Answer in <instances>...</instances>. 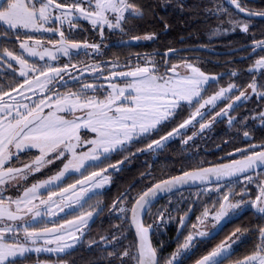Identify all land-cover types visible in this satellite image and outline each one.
Masks as SVG:
<instances>
[{
  "label": "snow or ice",
  "instance_id": "6c2138e0",
  "mask_svg": "<svg viewBox=\"0 0 264 264\" xmlns=\"http://www.w3.org/2000/svg\"><path fill=\"white\" fill-rule=\"evenodd\" d=\"M227 2L245 17L241 20L230 16L227 22L231 25L232 31L239 28L247 33L250 27L246 22L247 18L264 17V11L247 9L242 6V0H227ZM209 11L214 14L229 15L222 5ZM144 14V7L133 0H71L70 3H62L58 0H0V29H3L0 31V42L10 40L12 38L10 34L14 33L21 50L20 54H15L0 44L2 47L0 64L6 63L7 68L12 69L11 61H15L19 65V77L23 78L22 83L8 85L7 91L3 85H0V190L5 185H11L12 182H26L29 176L41 172L56 161L62 163V168L58 172L24 188L16 199L5 200L0 197V264H17L18 260L26 259L32 253L59 254L73 249L84 236L89 222L104 210L100 200L89 204L87 209H84L81 202L87 203L85 198L90 192L109 185L111 173H118L122 166L137 154L162 150L168 141L194 123H199L200 133L211 128L220 117H227L228 123L232 124L236 118L229 116V112L234 111L239 102L249 99V93L240 91L231 103L215 112L210 120L201 122L209 115V108L214 109L219 101L228 98V94L239 90L240 86L229 83L227 87L220 88L205 99L203 95L206 91L205 86L215 81L216 76L206 74L186 60L181 64L169 66L167 59L157 61L145 54L143 57L137 55L136 65L126 71H119V64L113 62L108 68L109 74L102 77L108 81L107 89L103 92H101L104 89L103 84L83 83L76 91L61 93L55 90L57 82L64 81L66 74L70 76L69 69L74 70L77 65L53 66L47 62L40 65L30 62L25 56L26 54L27 57H38L42 61L47 57L48 60L55 61L60 55L66 57L72 56L73 53L79 55L81 50L86 55L89 49L93 53L100 54L101 43L71 39L65 35L64 25L67 24L71 30L76 27L74 21L83 18L91 23L93 29H99L102 41L105 27L123 32L129 18H142ZM50 23L58 26L46 27ZM21 29L52 32L59 38L55 41L49 40L47 43L51 47H45L41 40L29 35L28 31L24 33L26 39L19 40ZM219 30L217 28L214 31ZM154 38V33L143 37H132L135 41ZM251 47V54H255L257 50L264 51V39L254 41ZM175 52V49L170 48L164 56L168 57ZM103 63L86 65L84 71L90 70L99 79ZM161 66L164 67L163 73L160 72ZM181 68L186 71L181 73ZM261 69H264V56L256 59L248 72H259ZM232 75L236 76L237 73L234 71ZM260 75L264 76V72ZM70 78L75 79L71 76ZM117 80H122L123 84L114 82ZM247 88L251 89V94L264 99V82L254 78ZM17 96L20 99H17ZM32 96L37 98L33 100ZM184 104L195 107L188 118L158 139H150L164 124L175 119ZM257 118L264 125V111L252 117V119ZM247 120L248 117H245L244 122L246 123ZM81 130L90 131L92 137L82 139ZM195 135L197 133L194 132L183 143L187 144ZM243 135L250 137L247 131ZM142 139H150V142L143 148H137L135 152L130 151L131 146ZM85 147L86 150H81ZM256 148L260 150L255 151ZM32 149H37L39 152L34 159L28 163L21 162L20 167L11 166V162L18 160L21 153ZM126 151L128 155L123 156L121 160L108 163L112 154ZM235 153L240 154L239 159H231L228 163L211 167L183 171L178 176L153 183L151 187L131 197L135 203L130 209L122 206L129 201L130 191L121 193L117 200L113 201L110 211L131 212V223L135 226L138 242L134 248L130 245L122 253L115 250L107 253V258H119L121 264L128 262L160 264L157 249L152 246L149 233L172 217L170 212L161 209L157 213L158 221L145 226L141 217L148 213L153 198L160 193H172L173 189H178L179 186L189 182L210 181L211 177L216 178L217 187L209 191H222L218 181L238 174H244L245 181L251 183L253 177L247 173L264 166V144H253L245 149H236ZM235 153L228 155L232 156ZM89 162H93L97 170L88 171L85 175L81 170L87 171ZM73 172H80L81 178L60 187L59 183L66 175ZM259 188V195L251 201L243 199L246 194L244 191L235 193L230 189L228 194L223 195L222 202H219V210L210 212L205 208L202 218H197L198 223L202 224L209 217L219 223L247 205L264 215V181L260 182ZM41 190L47 193L46 198ZM236 195H239L240 199L232 203L230 196ZM74 205L80 206L81 211L72 219L52 222L51 226L37 227L32 223L38 217L58 216L66 209H72ZM186 220L187 213L179 217L178 231L186 226ZM116 228L118 232L119 226ZM193 228L196 229V225H193ZM258 232L260 243L255 246V250L236 260L234 264H264V226L259 227ZM9 235L13 237L11 242L8 239ZM208 235L209 233L202 230L189 233L165 264H180L177 258L182 253L187 254L198 237ZM242 235L241 229L237 228L226 237L225 241L197 259L195 264H223L224 259L231 255L233 244L238 242ZM120 239L121 236L116 234H113L110 240L102 236L99 242L94 240L90 245L106 243L113 245L115 249Z\"/></svg>",
  "mask_w": 264,
  "mask_h": 264
},
{
  "label": "trees",
  "instance_id": "16d2710c",
  "mask_svg": "<svg viewBox=\"0 0 264 264\" xmlns=\"http://www.w3.org/2000/svg\"><path fill=\"white\" fill-rule=\"evenodd\" d=\"M133 2L144 7V16L142 18H129L127 25H125L128 35L117 37L116 34L114 44L109 53L106 49L103 55L104 58L111 57L113 62H117L120 66L119 71L135 66L138 62L137 54L142 51L158 61V58L161 56L164 58L165 56L151 51H165L170 48L196 44L227 50L264 39V19L247 18L246 22L250 25L247 33L238 28L235 31H224V27L227 29L230 25L227 22L230 16L233 19L241 20H244L245 17L226 5L223 0H133ZM218 5H222L229 15L214 14L209 11L215 9ZM242 5L253 11H264V0H242ZM217 28L220 30L214 31ZM2 30L0 29V31ZM153 33L155 38L152 40L130 42L134 36L141 37ZM125 39L128 40L127 43L124 42ZM1 44L2 46L10 45L6 41H2ZM15 46L17 47L16 44L13 45V47ZM193 52L196 55L188 57V60L194 62L201 71L217 76V79L210 82L206 88L203 94L204 97L214 94L220 88L228 86L229 83L240 86L239 90H235L233 93L235 94L245 90L254 78L264 82V76L260 75L264 71L248 72L255 60L260 56H264V51L259 50L251 56H246L250 53L249 48L222 55L205 51ZM140 56L142 57V55ZM234 71L237 73L236 76L232 75ZM227 102L228 99L221 102L218 109ZM192 109L194 110L195 107H190L188 104L182 105L175 119L164 124L150 139H158L159 136L165 135L172 128L177 127L179 123L188 118L192 113ZM262 111H264V99L251 94L249 99L240 102L234 111L229 112V116L236 118L232 124L228 123L227 117H220L211 128L194 136L192 140L185 144L183 141L188 136H192V132L199 125V123H194L192 126L182 130L180 135L174 136L168 141L162 150L137 154L133 159L125 163L118 173H114L109 187L93 197L96 201H102L101 207L104 210L86 232V240H91L96 230L103 236L116 229L115 226H119V228L127 227L129 233L127 232V235L122 236V240H128L129 244L134 248L136 238L129 226V211L122 214L110 211L113 201H116L121 193L130 191L129 201L125 202L128 206L127 209H130L134 203L131 197H135L138 193L151 187L155 182L176 176L183 171L214 164L226 152L239 148L245 149L253 144H264V125L258 118L252 119V117L257 116ZM245 117H248L246 123L244 122ZM245 131L250 133V137H244L243 133ZM150 139L140 140L131 146L130 151L135 152L137 148H143L150 142ZM218 145H221L220 150L217 149ZM125 155H128L127 151L114 153L111 158L116 162ZM142 174L144 175L142 176ZM173 195L164 197L149 209L144 221L146 226L158 221L157 213L161 209L170 212L172 219L167 221L173 222L174 218L180 217L181 213H178L177 203L173 199ZM243 222H256V220L252 215H249L248 218L243 219ZM257 222L264 223V215H260ZM162 229L160 226L153 231L152 240L154 243L158 239H162L165 242L173 238L175 229L170 231L169 234L166 232L164 236H161L160 231ZM165 244L169 243L166 242ZM79 250L82 260L80 264H90L91 247H88L87 243H85ZM67 258L70 259V264H76L74 252L68 254ZM24 261L18 260L17 264H21Z\"/></svg>",
  "mask_w": 264,
  "mask_h": 264
},
{
  "label": "flooded vegetation",
  "instance_id": "af4514ba",
  "mask_svg": "<svg viewBox=\"0 0 264 264\" xmlns=\"http://www.w3.org/2000/svg\"><path fill=\"white\" fill-rule=\"evenodd\" d=\"M58 2L70 3L71 0H58ZM74 23L76 27L71 30H69V27L67 24L64 25L65 35L76 41L87 40L88 43H101L102 47H101L100 54L93 53L89 49L87 55L85 54L83 50H81L79 55H76L75 53H73V55L70 57L60 55L59 58L55 61L48 60L47 57L43 61L39 60L38 57H27V59H29L30 62H36L40 65L45 64V62L50 63L53 66H62L64 64L77 65L76 69L74 70L71 68L69 69L70 76L75 77V79L70 78V76L66 74L64 77V81L57 82L56 88H55L56 91H59L61 93H65L68 91H76L83 83H93V84L99 83V84L104 85V89L101 90V92H103L105 89H107L108 81L104 80L102 77L107 76L109 74L108 68L113 63V59L111 57L104 58L103 55L106 49L108 50V53H109V50L112 48L114 44V38L116 34H117V37L128 35V33L125 30L126 26H124L123 32L120 31L119 29H108L107 27H105L104 34H103V40L101 41V37L99 35V29L98 28L93 29L89 21L84 20L83 18H78L74 21ZM57 26L58 25H55L54 23H50L46 25V27H57ZM25 31H28V34L33 36L35 39L41 40L45 47H51V45L47 43L49 40L55 41L56 39L59 38L57 34L52 33V32H45V31L33 32V31L21 29L19 32L20 33L19 40L26 39V36L24 35ZM10 35L12 36V38L6 41L10 45L3 46V47H7L10 51H13L15 54L21 53V50L19 49V41L15 39V34L13 33ZM127 39L124 40L125 43L128 42ZM139 41H146V40L141 39ZM1 43L2 42H0V44ZM12 44L13 45L16 44L17 47L16 46L13 47ZM198 45L206 46L202 44H196V45H188V46H183V47H178V48H171V49H175L176 52L168 57L162 58L161 56L160 58H158V61L167 59L169 61V66L171 64H181L185 60L187 62H192L188 60V57L192 55H196V53H194L193 51H205V50L193 49V47L198 46ZM213 49H216V48H213ZM249 49L251 52L252 48H249ZM216 50L227 51L230 49H227V50L216 49ZM0 51H2V47H0ZM151 52H158L160 55L164 56V53L167 52V50L151 51ZM182 52H186V53H182ZM205 52H209V51H205ZM209 53H212V52H209ZM145 54H148V53L142 51V52H139L137 55H142L143 57ZM212 54H220V53H212ZM222 54H230V53H222ZM248 55L249 54H247L246 56ZM173 60L175 61L173 62ZM100 62H104V63L102 64L101 72L99 73L100 75L99 79L97 78V75L93 74L90 70L84 71V68L86 65L91 66L93 64H97ZM12 65H13V68L8 69L6 63L0 64V85H3V86L5 85V88H6L5 91L9 90L7 88L8 85L12 84L14 86L16 83H22L23 81V78L19 77V73H18L19 65H17L16 63H12ZM13 70H15V72ZM121 71H126V70H121ZM163 71H164V67L161 66L160 72L163 73ZM206 74L216 76L210 73H206ZM114 82L120 83L121 85L123 84L122 80H117ZM208 86L209 85H206L205 88H207ZM248 89L249 88H246L243 91H246L248 93ZM234 92L235 90L230 93V96L228 98L223 99L222 101H219L217 106L214 109L209 108L208 109L209 115L206 116L204 121L202 122H206L207 120H210L211 117L215 115V112H218L220 111L221 108L226 107L228 103H231L234 100L235 96L240 94V92L233 94ZM89 94H91V92ZM13 95H15V93H13ZM26 95H30V93H26ZM37 95H39V93H37ZM208 96H211V94L207 95L204 98L206 99ZM36 98H37L36 96H32L33 100H35ZM7 99L8 98L6 97L5 100ZM17 99H20L19 96H17ZM227 99H228V102L223 107H220L218 109L221 102L227 101ZM8 102H11V101H8ZM194 110L192 109V112ZM45 111H47V109ZM77 114L79 115V113ZM68 118H71V117H68ZM194 132L197 133V135L201 134L199 133V125L195 129ZM194 132H192V135ZM80 134L81 136H84L86 134L88 135L89 133L85 130H81ZM217 149L220 150L221 145H218ZM259 150L260 149L256 151H259ZM229 153H235V150L222 154L217 162L211 165L203 166V167L213 166V165L220 164V163H226V162H229L231 159L240 158L239 153H235L232 156H229L228 155ZM38 154L39 152L37 149H32L31 151L23 152L20 154L18 160H14L11 162V166L20 167L21 162L28 163L32 159H34V157ZM108 163H115V161L111 158L110 161H108ZM61 168H62L61 161H56L53 165L48 166L47 168L43 169L41 172L29 176L26 182L25 181H20L19 183L12 182L11 185H5L3 189L0 190V197L4 198L5 200H7L8 198H11L14 200L23 192L24 188L29 187L31 186V184L36 183L38 181L47 179L48 177L58 172ZM93 170H97V169L94 166L93 162H89L87 171L83 169L81 171L86 175L88 171H93ZM110 173H111V170H110ZM247 175H250L253 177V180L251 183H247L245 181L244 175L227 180V181L218 182L219 186L222 188V191L220 192L209 191V189H215L217 187V183H210V184L202 185L199 187L184 188V189H181V190H178V191H175L169 194V195H173V194L175 195L174 200L177 203L176 207H177L178 213H181L180 217L184 216L185 213H187V215L189 214V219H188L186 226L184 227V229L181 231L179 235H178V229L180 227L179 218H174L173 222L167 221L166 223H163L160 225L163 228L162 231H160L161 236H164L166 232L167 234H169L170 231L175 229L173 238L170 240H167L164 242L162 239H158V241H156L155 243L152 240L153 247L157 249V255H158V259L160 260V264H165V261L174 252L177 251L178 246L184 242L185 237L189 235V233H194L195 231H200V230L209 233V235L205 237H198L194 241L193 247L191 248V250L187 254L182 253L181 256L177 258L180 264H195V261L197 259L201 258L203 255L212 251L222 241H225L226 237L230 236L237 228L241 229V232L243 233L242 238L238 242L233 244L232 249H231V255L228 256V258L224 259L223 264H234L236 260L242 259L244 256L249 255L252 251L255 250V246L260 243L258 228L264 226V223L257 222V219L259 218L261 214L257 213L255 209H253L250 205L240 208L239 210H237L236 214H230L228 217H226L219 223H217L211 217H209L208 219H205L202 224H199L197 220L198 217L202 218V214L205 208H208L210 212L218 211L219 202H222L223 195L228 194L230 189H233L235 193H240L244 191L246 193L243 197L245 201L255 200V198L260 193V188H259L260 182L264 181V167L260 169H255L254 171H252L251 173ZM113 177H114V173H111V182H112ZM80 178H81L80 172H73L70 175H66V177L62 180V182L59 183V186L64 187L69 183H74L77 179H80ZM110 185L111 183L108 185V187ZM41 193L46 198L47 193L44 190H41ZM98 193L99 192H94V193L90 192L88 197L85 198L87 200V203H84L83 201L81 202L83 204L84 209H87L89 204H94L96 202V200H94L93 197ZM239 199H240L239 195L230 196V201L232 203H235ZM124 207L126 209L128 208L126 203L124 204ZM189 209H191V211H189ZM80 211H81L80 206L74 205L72 209H66L65 212L60 213L58 216L38 217L37 220L32 223L35 224V226L37 227L43 226V225L51 226L52 222H63V220L65 219L74 218V216L78 215ZM119 214H122V213H119ZM99 215H95L92 221L89 222V227L86 230V232L91 228V226L93 225V222L98 218ZM130 215H131V212L129 211V226L132 229L131 223H130ZM249 215H252V217L256 220V222L244 223L243 219L248 218ZM193 225H196V229L193 228ZM86 232L84 236L81 238L80 242L76 246H74L73 249L67 251L66 253H59V254L58 253H47V252L32 253L28 255L26 259L29 263L43 261V262L50 263V264H63V263L70 264V259L67 258V255L72 254L74 252L75 257H76V264H80L82 260L80 257L79 249L83 247V244L87 243V246L91 247L92 256H91L90 264H121V261L119 258H116V259L107 258V253H111L114 250L122 253L125 250V248H128L130 246L128 240L126 239L122 240V236H125L129 233L127 227H120L118 232L116 228L112 232L106 233L103 235L105 237H108L109 240L111 239L113 234L121 236V239L119 243L116 245L115 249L113 248V245L106 244V243H97V244L90 245L91 241L95 240L99 242L102 235H100V232L96 230L94 232L95 234L92 236V239L86 240V237H85ZM153 233L154 232L152 231L151 237L154 235ZM8 239H9V242H11L13 237L9 235ZM166 242L169 244H165ZM136 244H137V239H136ZM51 246L54 247V245H51ZM128 264H130V262H128Z\"/></svg>",
  "mask_w": 264,
  "mask_h": 264
},
{
  "label": "water",
  "instance_id": "95a60500",
  "mask_svg": "<svg viewBox=\"0 0 264 264\" xmlns=\"http://www.w3.org/2000/svg\"><path fill=\"white\" fill-rule=\"evenodd\" d=\"M224 1H225V3H226L229 7H231L232 9H234V10L236 11V9H235V7H234L233 5L229 4V3L227 2V0H224ZM252 11H253V10H252ZM236 12H237V11H236ZM237 13H238V12H237ZM241 15L244 16V14H241ZM251 19H264V17L253 16V17H251ZM261 40H262V39H261ZM257 41H258V40H257ZM130 42H136V41H135V40H130ZM252 44H253V42H250V43L244 44V45H242V46H239V47H236V48H233V49L227 50V51H218V50H216V49H213V48H210V47H207V46H201V45L195 46V47H193V49H196V50H205V51H209V52H212V53H220V54H222V53H233V52L240 51V50H243V49H246V48H252V47H251ZM257 51H259V50H257ZM251 53H252V51L249 53L248 56L253 55V54H251ZM199 133H200V132H199ZM238 159H239V158H238ZM226 163H228V162H226ZM208 167H211V166H208ZM263 167H264V166H260V167H257L256 169H260V168H263ZM193 170H194V169H193ZM252 171H253V170H250L247 174L251 173ZM178 175H180V174H178ZM178 175H176V176H178ZM243 175H244V174H238L237 176L222 178V179H220L218 182L227 181V180H230V179H233V178H236V177H240V176H243ZM170 178H171V177H170ZM167 179H169V178H167ZM165 180H166V179H165ZM215 181H216V178H215V177H211L210 181H204V182H200V181L189 182V183H187V184H185V185L179 186L178 189H173V192L178 191V190H181V189H184V188L199 187V186L206 185V184H210V183H216ZM173 192H172V193H173ZM169 194H171V193H160V194H158L157 197L153 198V201H152V204H151L150 208H151L156 202H158L160 199L166 197V196L169 195ZM134 203H135V202H134ZM150 208H149V209H150ZM145 216H146V214L142 215V217H141V219L143 220V223H144V221H145ZM188 219H189V214L187 215L186 224H187V222H188ZM221 221H222V220H221ZM130 223H131V215H130ZM131 227H132V229H133V232H134V234H135V236H136V239H137V242H138V237H137V234H136V229H135V226H134L132 223H131ZM183 229H184V228H183ZM183 229H182V230H183ZM182 230H181V231H182ZM181 231H178V235L181 233ZM151 233H152V231H150V233H149V239H150L151 244H152V246H153ZM157 258H158V255H157Z\"/></svg>",
  "mask_w": 264,
  "mask_h": 264
},
{
  "label": "rangeland",
  "instance_id": "374dc122",
  "mask_svg": "<svg viewBox=\"0 0 264 264\" xmlns=\"http://www.w3.org/2000/svg\"><path fill=\"white\" fill-rule=\"evenodd\" d=\"M239 29V28H238ZM225 30H229V31H232V29H231V25H229V27L226 29V27H224V31ZM18 54H20V53H18ZM25 56H26V54H25ZM26 58H27V56H26ZM12 63H15V61H11ZM189 63H192V62H189ZM192 64H194V63H192ZM195 65V64H194ZM196 66V65H195ZM264 71V69H261L260 71ZM180 71H181V73H184L186 70L185 69H183V68H181L180 69ZM248 93L251 95V89H248ZM127 94V93H126ZM230 96V93L228 94V97ZM89 134L87 135H84V136H81L82 137V139H90L91 137H92V133L90 132V131H87ZM81 150H86V147L84 148V149H81ZM108 187V185H106L104 188H101V189H96V190H94L92 193H94V192H102V191H104L106 188ZM173 199H174V195H173ZM123 207H124V205H122ZM23 260H25L23 263H21V264H50V263H46V262H33V263H29L28 261H26V259H23ZM134 262H132V264H133ZM64 264V263H63Z\"/></svg>",
  "mask_w": 264,
  "mask_h": 264
}]
</instances>
